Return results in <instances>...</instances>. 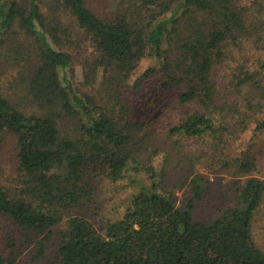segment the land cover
<instances>
[{
  "label": "trees",
  "instance_id": "trees-1",
  "mask_svg": "<svg viewBox=\"0 0 264 264\" xmlns=\"http://www.w3.org/2000/svg\"><path fill=\"white\" fill-rule=\"evenodd\" d=\"M44 1L47 14L43 0H0V77L5 40L20 35L30 46L27 51L19 45L24 69L14 81V98L0 90V140L3 134L15 138L22 176L17 197L0 184V214L26 232L44 235L35 242L34 260L45 256L46 241L56 235L55 255L46 264H264V253L250 234L252 214L264 199V179L253 176L245 163L240 165L245 180L233 182L234 205L209 223L192 219V201L180 210L170 194L156 192L151 165L134 169L153 183L132 197L119 219L96 226L83 215H70L63 223L66 213L90 200L83 182L88 165H100L109 180L118 182L130 165L138 164L125 150L131 140L129 108L118 87L142 60L151 58L157 64L142 77L162 74L161 87L183 85L177 96L180 104L197 105L170 128L171 139L218 133L207 115L216 99L211 65L223 43H234L236 35L246 31L236 0H133L130 17L127 10L105 19L84 0ZM61 10L90 37L98 53L94 68L102 66L108 85L115 83L111 110L80 93L71 81V57L55 46L66 31L57 16ZM247 78L238 79L236 87ZM231 111L238 114L236 108ZM259 129H264V119L257 123ZM192 183L197 198L199 182ZM4 261L15 264V256Z\"/></svg>",
  "mask_w": 264,
  "mask_h": 264
},
{
  "label": "rangeland",
  "instance_id": "rangeland-1",
  "mask_svg": "<svg viewBox=\"0 0 264 264\" xmlns=\"http://www.w3.org/2000/svg\"><path fill=\"white\" fill-rule=\"evenodd\" d=\"M21 1L27 3L28 0ZM84 1L101 19L115 17L120 12L124 14L127 10L126 16L130 17L134 5L133 0ZM236 2L243 10L246 31L238 33L234 43H223L218 60L213 59L211 65L210 80L216 90V99L209 105L207 115L213 119L218 133L195 139L175 135L171 139L170 128L181 121L184 112H192L197 105L195 102L180 104L177 96L183 85L161 87L162 74L142 77L144 71L157 65L154 59L142 60L118 87L123 103L129 108L131 140L125 150L135 155L138 164L130 165L125 179L118 182L109 180L100 165H88L83 182L90 200L86 199L81 209L66 213L63 223L70 215H83L96 226L119 219L134 195L151 189L152 180L143 171H134L148 165L156 173L155 191L170 194L180 210L192 201V219L202 223L212 222L223 210L234 205L233 182H243L247 176L240 167L242 163L251 168L253 176L264 179V129L256 130L257 123L264 119V70L261 68L264 64V0ZM42 4L47 14L48 5L44 0ZM57 16L66 31L60 34V43L55 46L71 57V81L80 93L92 95L99 105L111 110L116 85H108L102 66L94 68L98 53L90 37L77 27L69 13L61 10ZM179 27H184L183 20ZM23 39L19 35L11 42L5 40L1 48L0 90L9 99L14 98V81L24 69V62L18 55ZM23 45L24 50L30 51L28 40H24ZM30 62L31 59L28 66ZM245 76L247 80L236 87L237 80ZM233 108L238 111L237 115L231 111ZM226 123L230 124L226 126ZM194 179L200 187L197 198L193 196ZM0 184L11 197L21 195L22 176L18 172L15 138L9 134H3L0 140ZM250 234L255 246L264 253V199L252 214ZM43 238L44 235L20 229L0 214L2 261L13 255L15 264H46L55 255L57 240L53 235L46 241L45 256L35 261V242Z\"/></svg>",
  "mask_w": 264,
  "mask_h": 264
},
{
  "label": "crops",
  "instance_id": "crops-1",
  "mask_svg": "<svg viewBox=\"0 0 264 264\" xmlns=\"http://www.w3.org/2000/svg\"><path fill=\"white\" fill-rule=\"evenodd\" d=\"M263 160H264V158H263ZM263 163H264V161H263Z\"/></svg>",
  "mask_w": 264,
  "mask_h": 264
}]
</instances>
